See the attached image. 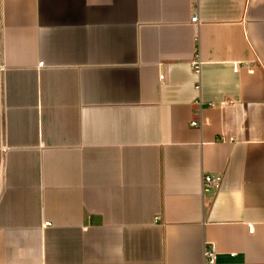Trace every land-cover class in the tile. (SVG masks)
Here are the masks:
<instances>
[{
  "label": "crops",
  "instance_id": "1",
  "mask_svg": "<svg viewBox=\"0 0 264 264\" xmlns=\"http://www.w3.org/2000/svg\"><path fill=\"white\" fill-rule=\"evenodd\" d=\"M208 244L264 264V0H0V264Z\"/></svg>",
  "mask_w": 264,
  "mask_h": 264
},
{
  "label": "built area",
  "instance_id": "2",
  "mask_svg": "<svg viewBox=\"0 0 264 264\" xmlns=\"http://www.w3.org/2000/svg\"><path fill=\"white\" fill-rule=\"evenodd\" d=\"M193 22H197L198 21V15H194L191 19ZM194 70L196 71V73H200L201 70V64L202 61L200 58H196L195 60H193L192 62ZM44 62H40L39 66H43ZM234 71H238L240 69V65L238 63H235L234 67H233ZM163 77V75H161V78ZM196 88H200V84L198 83V85H196ZM201 100V99H200ZM199 103L201 104L202 101H199ZM210 106H214V103H209ZM194 126H199V122L198 121H192L191 123ZM221 180H222V176L220 174H206L204 175L203 179H202V190L203 192H209L212 190H216L220 187L221 184ZM45 225H51L50 222H46ZM204 257H205V262L204 264H215L217 261V257H218V252L216 249V246L214 244H208L206 245L205 248V252H204Z\"/></svg>",
  "mask_w": 264,
  "mask_h": 264
}]
</instances>
